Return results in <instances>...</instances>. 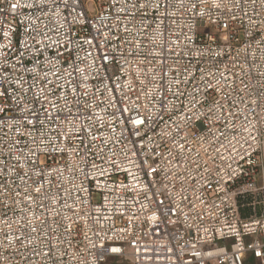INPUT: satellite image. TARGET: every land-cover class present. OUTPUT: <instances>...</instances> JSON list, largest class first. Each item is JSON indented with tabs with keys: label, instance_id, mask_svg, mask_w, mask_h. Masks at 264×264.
<instances>
[{
	"label": "built area",
	"instance_id": "built-area-1",
	"mask_svg": "<svg viewBox=\"0 0 264 264\" xmlns=\"http://www.w3.org/2000/svg\"><path fill=\"white\" fill-rule=\"evenodd\" d=\"M125 263L264 264V0H0V264Z\"/></svg>",
	"mask_w": 264,
	"mask_h": 264
},
{
	"label": "rangeland",
	"instance_id": "rangeland-1",
	"mask_svg": "<svg viewBox=\"0 0 264 264\" xmlns=\"http://www.w3.org/2000/svg\"><path fill=\"white\" fill-rule=\"evenodd\" d=\"M85 1H86V0H85ZM88 4H90V3H88ZM97 200H98V196H97V195L93 196V201H94V202H97ZM115 261H116V260H111L112 263H115ZM125 264H127V263H125Z\"/></svg>",
	"mask_w": 264,
	"mask_h": 264
}]
</instances>
